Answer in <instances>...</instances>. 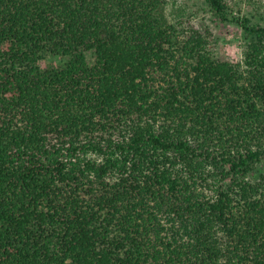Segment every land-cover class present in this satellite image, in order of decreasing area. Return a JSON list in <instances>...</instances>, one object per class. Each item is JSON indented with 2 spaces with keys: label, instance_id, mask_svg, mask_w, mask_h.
<instances>
[{
  "label": "trees",
  "instance_id": "trees-1",
  "mask_svg": "<svg viewBox=\"0 0 264 264\" xmlns=\"http://www.w3.org/2000/svg\"><path fill=\"white\" fill-rule=\"evenodd\" d=\"M205 3L241 61L178 0H0V264H264V15Z\"/></svg>",
  "mask_w": 264,
  "mask_h": 264
},
{
  "label": "rangeland",
  "instance_id": "rangeland-1",
  "mask_svg": "<svg viewBox=\"0 0 264 264\" xmlns=\"http://www.w3.org/2000/svg\"><path fill=\"white\" fill-rule=\"evenodd\" d=\"M184 7V14L194 22H198L200 26L207 25L213 32L215 44L212 48L215 57L223 60L241 61V44L240 31L237 26L231 23H221L214 20L205 0H178ZM240 5L242 10L247 13L253 12L264 15V0H253L248 6L246 0H235ZM259 19V17H256ZM88 57L90 55L88 54ZM47 61L57 60V58H47ZM46 61V62H47ZM264 168V166H262Z\"/></svg>",
  "mask_w": 264,
  "mask_h": 264
}]
</instances>
